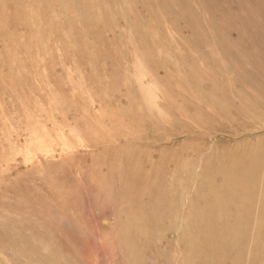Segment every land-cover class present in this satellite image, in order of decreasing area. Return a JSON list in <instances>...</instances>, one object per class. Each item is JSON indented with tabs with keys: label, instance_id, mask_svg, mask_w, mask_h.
Returning <instances> with one entry per match:
<instances>
[{
	"label": "rangeland",
	"instance_id": "rangeland-1",
	"mask_svg": "<svg viewBox=\"0 0 264 264\" xmlns=\"http://www.w3.org/2000/svg\"><path fill=\"white\" fill-rule=\"evenodd\" d=\"M206 230L264 264V0H0V264H184Z\"/></svg>",
	"mask_w": 264,
	"mask_h": 264
},
{
	"label": "bare ground",
	"instance_id": "bare-ground-1",
	"mask_svg": "<svg viewBox=\"0 0 264 264\" xmlns=\"http://www.w3.org/2000/svg\"><path fill=\"white\" fill-rule=\"evenodd\" d=\"M133 239H134V236L132 235V233H129L127 235V237L124 238V243H125V246L127 248L130 247L129 244L133 242ZM181 241H182V238H181ZM191 241L194 242L195 244L193 245L192 249H191V247L190 248L188 247V249L186 251L187 252V260L184 259V261L186 262L184 264H227V261H228V258H227L228 244H227L226 240L224 239V237H222L221 235L217 234L216 232L206 230V231L199 233L195 238L193 236L191 238ZM168 252L170 253L169 250H168ZM218 253H219L218 258H216V255ZM165 254H166V252H165ZM202 255H204L203 258H206V259H203V260L199 259L200 256H202ZM131 256H133V255L131 254ZM164 257L166 258V255H164ZM172 257H174V256H172ZM189 258H193L192 261L189 260ZM196 258H198V260ZM195 259L197 261H193ZM174 260L177 261L176 258ZM173 264H175V263H173Z\"/></svg>",
	"mask_w": 264,
	"mask_h": 264
}]
</instances>
